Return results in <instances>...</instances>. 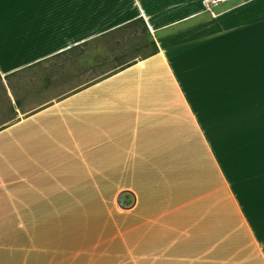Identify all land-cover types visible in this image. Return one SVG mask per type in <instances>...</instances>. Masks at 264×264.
Returning a JSON list of instances; mask_svg holds the SVG:
<instances>
[{"label":"crops","instance_id":"obj_1","mask_svg":"<svg viewBox=\"0 0 264 264\" xmlns=\"http://www.w3.org/2000/svg\"><path fill=\"white\" fill-rule=\"evenodd\" d=\"M140 17L158 52L93 68ZM90 44L86 80L13 103L9 79ZM0 79V264H72L91 175L135 192L156 264H264V0H0Z\"/></svg>","mask_w":264,"mask_h":264},{"label":"rangeland","instance_id":"obj_2","mask_svg":"<svg viewBox=\"0 0 264 264\" xmlns=\"http://www.w3.org/2000/svg\"><path fill=\"white\" fill-rule=\"evenodd\" d=\"M145 43L146 31L142 24L112 33L103 38L99 46L100 52L111 60H101L93 68L116 66L121 63L115 61L119 56L125 59L143 56L152 48L150 44L146 47ZM96 48L97 46L90 44L76 50L68 58L52 60L40 68L12 77L8 83L13 103L19 99L24 108L30 109L53 96L65 95L74 85L87 79L79 76L84 64L88 63L87 59L89 61L92 56L97 55ZM113 56L116 57L112 59ZM6 90L8 91L7 86L0 79V114L3 113L4 118L15 116L6 97ZM112 182L113 180H108L106 189H100L96 186L94 175H91L92 186L90 190L85 189L84 199L82 193L76 190L79 194L75 197L74 216L72 221L69 218L68 223L74 235L73 254L71 251L70 255L72 264H156L152 253H148L153 247L154 239H148L145 225L138 216H134L135 219L132 220L130 212L118 206L116 195L119 191L116 186L113 187Z\"/></svg>","mask_w":264,"mask_h":264},{"label":"trees","instance_id":"obj_3","mask_svg":"<svg viewBox=\"0 0 264 264\" xmlns=\"http://www.w3.org/2000/svg\"><path fill=\"white\" fill-rule=\"evenodd\" d=\"M136 24H142L143 27H144V30L146 31V43H145V46L148 47L149 44L152 46L151 48V51L147 52V54H155L158 52V45L156 43V41L152 38V34L144 20V18L140 17L132 22H130L129 24H127L124 28L122 29H126V28H129V27H132ZM120 64H131L129 63V60H123Z\"/></svg>","mask_w":264,"mask_h":264},{"label":"water","instance_id":"obj_4","mask_svg":"<svg viewBox=\"0 0 264 264\" xmlns=\"http://www.w3.org/2000/svg\"><path fill=\"white\" fill-rule=\"evenodd\" d=\"M136 194L130 189L122 190L117 197L118 205L123 209H131L136 204Z\"/></svg>","mask_w":264,"mask_h":264},{"label":"built area","instance_id":"obj_5","mask_svg":"<svg viewBox=\"0 0 264 264\" xmlns=\"http://www.w3.org/2000/svg\"><path fill=\"white\" fill-rule=\"evenodd\" d=\"M221 1H225V0H210L211 4H218Z\"/></svg>","mask_w":264,"mask_h":264}]
</instances>
